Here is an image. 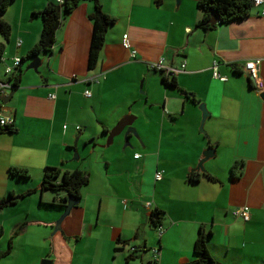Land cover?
<instances>
[{
  "label": "crops",
  "instance_id": "0c3cea01",
  "mask_svg": "<svg viewBox=\"0 0 264 264\" xmlns=\"http://www.w3.org/2000/svg\"><path fill=\"white\" fill-rule=\"evenodd\" d=\"M49 1L14 0L3 14L11 29L8 38L0 35V82L14 58L26 60L38 42L39 12ZM100 2L115 22L95 68L88 67L94 3L80 0L55 30L51 51L38 53V70L23 60L13 96L0 100V118L11 116L15 127L0 132V201H14L0 210V252L8 251L0 264H150L153 247L157 264H191L201 230L210 233L216 263L264 264V100L242 69L261 59L264 80V4L242 20L202 29L197 0ZM160 59L179 70L175 86L150 68ZM214 60L225 81L213 77ZM199 103L209 111L205 134ZM126 116L138 139L130 135L132 146L124 147L116 135L106 145ZM208 140L215 155L204 172H193ZM11 166L30 177L11 176ZM47 166L89 174L59 225L65 208L49 204L65 193L42 190ZM238 206L249 207V220L232 214Z\"/></svg>",
  "mask_w": 264,
  "mask_h": 264
},
{
  "label": "trees",
  "instance_id": "16d2710c",
  "mask_svg": "<svg viewBox=\"0 0 264 264\" xmlns=\"http://www.w3.org/2000/svg\"><path fill=\"white\" fill-rule=\"evenodd\" d=\"M14 0H0V35L4 38H8L10 34V26L3 19V14L7 8L12 4ZM80 0H63V3L57 2V0L49 1L43 9L39 12L42 20V29L38 42L28 51L26 59L35 57L38 53H49L51 51L55 30L59 26L62 18L70 14L75 7L78 5ZM94 3V10L90 13L89 19L92 21L93 30L90 43L88 67L89 69L95 68L100 50L105 41V35L108 28L114 24L115 18L105 13L100 0H92ZM197 7L201 11V18L197 23L198 28L209 29L214 28L218 24H226L238 20H242L249 15L251 8L253 7L252 0H197ZM214 11L217 14V22L215 24L210 23L211 12ZM50 36L47 41V37ZM4 44L0 43V63L3 59ZM25 58L20 59L21 62ZM20 64L13 70V72L7 76V81H10L12 88H16L19 85L21 78ZM162 72V71H161ZM164 73V72H163ZM171 77V79H169ZM174 75L165 74L162 76L164 84L175 86ZM15 131L14 125H0V132ZM237 165L235 164L232 169ZM8 173L11 176L18 178H29V172L20 167L11 166L8 168ZM213 178V177H211ZM190 181H195L193 175L189 178ZM89 182V174L86 171L74 170V171H60L59 168L47 166L43 171L41 188L58 194L60 192L65 193L64 197H61L58 201L56 198L49 205H61L65 208V201L68 195H73L76 198H81V188L87 185ZM31 191H27L29 194ZM14 203L13 196L9 195L0 201V210L5 206ZM154 215V214H153ZM161 214L156 213V219H152L153 224L156 226L159 223ZM160 224V223H159ZM18 232V231H17ZM209 232L200 231L193 246V253L195 259L191 264H218L214 261L213 257L207 249L206 238ZM137 250L130 249L129 258L134 257L133 255ZM8 251L0 252V256L7 254ZM152 264V262L150 263Z\"/></svg>",
  "mask_w": 264,
  "mask_h": 264
},
{
  "label": "built area",
  "instance_id": "2783aa9c",
  "mask_svg": "<svg viewBox=\"0 0 264 264\" xmlns=\"http://www.w3.org/2000/svg\"><path fill=\"white\" fill-rule=\"evenodd\" d=\"M57 2L63 3V0H57ZM252 4L254 6H261L264 4V0H252ZM263 14H264V10H263ZM20 44H21V41L18 40L17 45H20ZM122 45L125 48H129V41H128L126 35L123 36ZM132 52L134 54V51H132ZM19 64H20V58L15 57L13 60V64L6 67L5 74L7 76L10 75L13 72V70ZM218 65H219V62L217 60H214L212 63L213 77H215L221 81H225L226 77L221 76L218 72ZM260 66H261V59L248 60V61L244 62L242 65L243 72L247 75L248 78H250L252 80V82L255 85V89L259 93L263 92V89H264V80L260 75ZM150 68L153 70L162 71L165 74H170V75H175L179 71L178 69L173 68V67H166L163 64L162 59L158 60L157 62L150 63ZM11 88H12V86H11L10 81L0 82V96L7 95L9 93V91L11 90ZM85 95L90 96L91 95L90 91L85 90ZM0 125L1 126L13 125V118L11 116H6L4 118H0ZM76 128L79 129L78 126ZM135 157H138V154H135ZM155 178L160 179L161 174L156 173ZM146 205L149 206L150 202H147ZM232 214L235 217L242 218L245 221L249 220V216H250L249 207L248 206L235 207L232 209ZM156 230H157L158 235H161L163 233V227L161 225H157ZM132 249H134V247L131 248V250ZM150 251L153 255L152 264H157L158 260H159V255H160L159 249L157 247H153L150 249Z\"/></svg>",
  "mask_w": 264,
  "mask_h": 264
},
{
  "label": "water",
  "instance_id": "95a60500",
  "mask_svg": "<svg viewBox=\"0 0 264 264\" xmlns=\"http://www.w3.org/2000/svg\"><path fill=\"white\" fill-rule=\"evenodd\" d=\"M211 12V18H210V23L211 24H215L217 22V14L214 11H210ZM51 34L47 37V41L49 40ZM41 65L40 63V59L37 56L31 58V62L27 65V69H32L34 71L38 70V67ZM249 81H252L250 78H248ZM14 93V88H11V90L9 91V93L7 95L1 96L0 100L2 101L3 104H6L11 97L13 96ZM260 97L264 100V92H261ZM198 108L201 111L202 114V119H201V123H200V127L199 130L201 133L205 134V130H204V122L205 120L208 118L209 116V111L205 105V103H199L198 104ZM128 116H126L124 119H122L121 121H119L115 127H113L111 129V131L108 134V138L106 141V145L110 144L113 141L114 136L119 135L120 133H122V131L126 129L125 131V146H132L131 142L129 141L128 137L130 135H133L135 138L138 139V133L136 131V129L134 127H132V121L128 120ZM206 138L208 139V137L206 136ZM208 144L209 146H207L205 149H203V151L201 152L200 158L197 161L196 166L193 168V172H204L205 171V167L204 164L206 161H208L209 159L213 158V156L215 155V148L212 146V144L210 143V141L208 140ZM78 153L75 152L74 158H77ZM16 199L19 198L18 196L15 197ZM79 202V199L76 198L73 195H68L67 199L65 201V209L64 212L62 213V215L59 217V219L56 221V225L61 224L62 220L70 213L71 209L73 207H75ZM40 264H51V261L49 259H43L41 260Z\"/></svg>",
  "mask_w": 264,
  "mask_h": 264
},
{
  "label": "rangeland",
  "instance_id": "374dc122",
  "mask_svg": "<svg viewBox=\"0 0 264 264\" xmlns=\"http://www.w3.org/2000/svg\"><path fill=\"white\" fill-rule=\"evenodd\" d=\"M30 59H31V58L25 60L24 63L26 64V67H27V65L31 62ZM124 133H125V132H124ZM124 133H122V134H120V135H117V137H115L114 141H117L118 139H122V141H123V145H124V142H125V134H124ZM114 141H113V142H114ZM110 146H111V145H110ZM81 148H83V150H84V147H83V146H81ZM81 148H79L78 151H77V150H73V153H72L71 158L74 157V155H75V151H76L77 153L82 152V149H81ZM100 149H103V148H99V147H96V148H95V151H96L97 155H99V150H100ZM87 152H89V150H88ZM89 155H90V154H89Z\"/></svg>",
  "mask_w": 264,
  "mask_h": 264
}]
</instances>
